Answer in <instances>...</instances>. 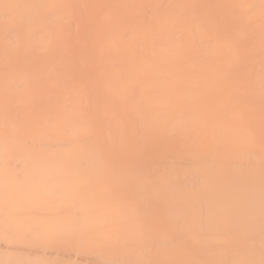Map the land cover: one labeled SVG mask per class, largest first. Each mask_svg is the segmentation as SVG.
Returning a JSON list of instances; mask_svg holds the SVG:
<instances>
[{
	"label": "bare ground",
	"instance_id": "1",
	"mask_svg": "<svg viewBox=\"0 0 264 264\" xmlns=\"http://www.w3.org/2000/svg\"><path fill=\"white\" fill-rule=\"evenodd\" d=\"M193 246L264 264V0H0V264Z\"/></svg>",
	"mask_w": 264,
	"mask_h": 264
},
{
	"label": "rangeland",
	"instance_id": "2",
	"mask_svg": "<svg viewBox=\"0 0 264 264\" xmlns=\"http://www.w3.org/2000/svg\"><path fill=\"white\" fill-rule=\"evenodd\" d=\"M190 233H192V232H190ZM190 233H188V234H190ZM185 234H187V233H185ZM168 235H169V234H168ZM192 235L195 236V237H200V236H201V234H196V235H195L194 233H193ZM198 235H200V236H198ZM169 236H171V235H169ZM204 236H205V235H204ZM204 236H203V237H204ZM190 237H191V236H190ZM190 237H189V238H190ZM201 237H202V236H201ZM201 237H200V238H201ZM203 237H202V239H203ZM205 237H206V236H205ZM200 238H198V239H200ZM190 239H191V238H190ZM204 239H206V238H204ZM191 240L194 241V240H196V239H194V240L191 239ZM189 241H190V240H189ZM190 242H191V241H190ZM173 246H177V245H173ZM191 246H192V245H191ZM177 247H178V246H177ZM179 247H180V246H179ZM179 247L177 248L178 250H179ZM186 247H187V246H186ZM189 247H190V245H189ZM163 248H164V247H163ZM163 248H162V247H161V249L159 248L161 251H160L159 249H156V250L162 252V249H163ZM174 248H175V247H174ZM174 248H173V249H174ZM182 248L184 249V251L186 250L185 247H182V246H181L180 251L182 250ZM191 248L196 249V251L198 250L197 248H202L203 250H199V251H197V252H199V253H202V252H203V253H204V254L202 253V254H203V257H204V255L208 252V255H206V257L208 258V261L206 260L207 258L205 257V261H206V262H209V260H210L209 258L212 257V256H211V257H208L209 254H210V253H209V250H210V248H211L210 246H209L208 248L205 247V246H204V247H195V246H193V247H191ZM206 248L209 249V250L206 251V250H207ZM224 248H226V247H224ZM144 249H145V248H144ZM144 249L141 250V253H142V254H143V252H144ZM188 249H189V248H188ZM188 249H187V250H188ZM205 249H206V250H205ZM211 249H212V248H211ZM222 249H223V248H221L220 250H222ZM228 249H229V248H226L225 251H226V250L228 251ZM230 249H232V248H230ZM163 250H164V249H163ZM166 250H167V246H166L165 251H166ZM169 250H170V249H168V251H169ZM175 250H176V249H175ZM175 250H174V251H175ZM187 250H186V252H187ZM204 250H205L206 252H204ZM212 250H213V251L215 250L214 252H215V253L217 254V256H218V253L220 252L219 248H218V249H217V248H216V249L213 248ZM218 250H219V251H218ZM146 251H147V250H146ZM149 251H150V250H149ZM171 251H172V250H171ZM190 251H191V250H190ZM192 251L196 252L195 250H192ZM192 251H191V252H192ZM200 251H201V252H200ZM210 251H211V250H210ZM213 251H211V252L213 253ZM227 251H226L225 253H227ZM231 251H232V250H231ZM132 252H133V251H132ZM134 252H135V251H134ZM139 252H140V251H139ZM150 252H151V251H150ZM150 252H148V253L150 254ZM153 252H154V251H153ZM155 252H156V251H155ZM155 252H154L153 254L151 253V255H149L150 258L154 259L153 256H154ZM166 252H167V251H166ZM166 252H165V253H166ZM169 252H170V251H169ZM169 252H167V254H168ZM191 252H190V253H191ZM141 253H140V254H141ZM177 253H178V256H180V257L182 256L181 258L184 259V256H183V255H180V252H177ZM182 253H183V252H182ZM190 253H188V254H190ZM192 253H193V252H192ZM223 253H224V252H223ZM228 253H229V252H228ZM231 253H233V252H230L229 255H231ZM242 253H243V252H242ZM242 253H239V254L241 255ZM142 254H141V256H142ZM167 254H166V257L168 258ZM186 254H187V253H186ZM197 254H198V253H197ZM202 254H199V256H201ZM216 254H214V255H216ZM235 254H236V253H235ZM136 255H137V254H136ZM138 255H139V254H138ZM138 255H137V258H138ZM152 255H153V256H152ZM157 255H159V253L156 254V257H157V259H158V256H157ZM162 255H163V252H162ZM162 255H161V256L159 255V256L162 257ZM170 255H171V254H170ZM172 255H174V253H172ZM176 255H177V254L175 253L174 256L176 257ZM190 255H191V254H190ZM190 255H187V256L190 257ZM193 255H195V256L197 257L196 253L193 254ZM211 255H213V254H211ZM221 255H222V254H221ZM221 255H220V256H221ZM223 255L225 256V254H223ZM223 255H222V256H223ZM237 255H238V254H237ZM237 255H236V256H237ZM245 255L247 256V254H245ZM132 256H134V253H133ZM141 256L139 255V257H141ZM145 256H147V255L145 254ZM151 256H152V257H151ZM178 256H177V257H178ZM195 256H193V258H195V260H196V257H195ZM220 256H218L219 259H220ZM234 256H235V255H234ZM246 256H245V257H246ZM134 257H135V256H134ZM160 257H159V258H160ZM163 257H164V256H163ZM175 257H173V258L175 259ZM180 257H179V258H180ZM185 257H186V255H185ZM213 257H214V256H213ZM218 257H216V258L214 257V258H215L216 260H218V259H217ZM227 257H229V256H227ZM230 257H231V258H234V257H232V256H230ZM137 258H131V259H133V261H134V260L137 261ZM150 258H146L147 260H146V263H145V264L148 263V259H150ZM171 258H172V257H171ZM191 258H192V256H191ZM199 258H200V257H199ZM214 258H213V259H214ZM225 258H226V256H225ZM242 258H243V257H242ZM246 258H247V257H246ZM246 258H245V259H246ZM254 258H255V257H254ZM254 258H253V259H254ZM256 258L258 259V257H256ZM143 259H144V258H143ZM155 259H156V258H155ZM163 259H164V258H163ZM177 259H178V258H177ZM183 259H182V260H183ZM187 259H188V258H187ZM202 259H203V258H202ZM211 259H212V258H211ZM226 259H228V258H226ZM150 260H151V259H150ZM160 260H161V258H160ZM160 260H159V261H160ZM165 260H166V259H165ZM167 260H168V259H167ZM169 260L171 261V259H169ZM169 260H168V261H169ZM178 260H179V259H178ZM182 260L180 259L179 261H175V260H174V261H175V264H176V262H179V263H180V262H182ZM185 260H186V258L184 259L183 262H184V263H185V262L188 263V261H189L190 259H188V261H185ZM216 260H210V262L212 261V262L216 263V262H215ZM237 260H238V259H237V257H236V261H237ZM239 260L241 261L240 258H239ZM242 260H243V259H242ZM247 260H249V259L247 258ZM254 260H256V259H254ZM130 261H131V260H130ZM140 261H141V260H140ZM168 261H167V262H168ZM219 261H220V260H219ZM227 261H228V260H227ZM227 261H225V262H227ZM233 261H234V259H233ZM243 261H245V260H243ZM251 261L254 262L253 260H251ZM125 262H127V260H126ZM142 262H143V261H142ZM142 262H141V264H142ZM153 262L155 263L156 260L153 261ZM161 262H162V261H161ZM165 262H166V261H165ZM165 262H164V264H165ZM197 262H198V261H197ZM200 262H201V261H200ZM202 262H203V261H202ZM202 262H201V263H202ZM210 262H209V263H206V264H213L212 262H211V263H210ZM220 262H222V264H223L224 259H222ZM237 262H238V261H237ZM245 262H246V261H245ZM255 262L258 263L257 260H256ZM259 262H260V260H259ZM128 263H129V262H128ZM138 263H139V260H138ZM138 263H137V264H138ZM143 263H144V262H143ZM149 263H150V261H149ZM154 263H153V264H154ZM184 263H183V264H184ZM201 263H200V264H201ZM227 263L229 264V262H227ZM230 263H231V262H230ZM241 263H242V262H241ZM247 263L250 264L249 262H247ZM247 263H246V264H247ZM132 264H133V263H132ZM139 264H140V263H139ZM150 264H151V263H150ZM157 264H160V262H157ZM162 264H163V263H162ZM169 264H170V263H169ZM180 264H181V263H180ZM188 264H189V263H188ZM191 264H192V263H191ZM195 264H196V263H195ZM217 264H218V263H217ZM234 264H235V263H234ZM238 264H240V263H238ZM244 264H245V263H244ZM254 264H255V263H254Z\"/></svg>",
	"mask_w": 264,
	"mask_h": 264
}]
</instances>
